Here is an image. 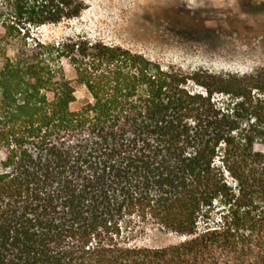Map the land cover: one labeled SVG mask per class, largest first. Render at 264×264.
Returning <instances> with one entry per match:
<instances>
[{"label":"trees","instance_id":"trees-1","mask_svg":"<svg viewBox=\"0 0 264 264\" xmlns=\"http://www.w3.org/2000/svg\"><path fill=\"white\" fill-rule=\"evenodd\" d=\"M85 9L0 0V264H264V69L37 36Z\"/></svg>","mask_w":264,"mask_h":264},{"label":"rangeland","instance_id":"rangeland-1","mask_svg":"<svg viewBox=\"0 0 264 264\" xmlns=\"http://www.w3.org/2000/svg\"><path fill=\"white\" fill-rule=\"evenodd\" d=\"M83 1L86 9L80 17L40 27L37 36L59 42L82 34L190 75L264 69V0ZM83 93L79 88L78 97ZM178 240L152 232L140 243L156 247Z\"/></svg>","mask_w":264,"mask_h":264}]
</instances>
